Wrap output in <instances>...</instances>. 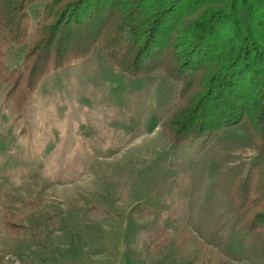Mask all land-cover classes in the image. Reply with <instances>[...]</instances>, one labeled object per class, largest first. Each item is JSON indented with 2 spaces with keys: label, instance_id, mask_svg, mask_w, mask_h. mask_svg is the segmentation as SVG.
Wrapping results in <instances>:
<instances>
[{
  "label": "rangeland",
  "instance_id": "rangeland-1",
  "mask_svg": "<svg viewBox=\"0 0 264 264\" xmlns=\"http://www.w3.org/2000/svg\"><path fill=\"white\" fill-rule=\"evenodd\" d=\"M27 45L6 51L10 67ZM163 67L129 77L96 45L48 72L20 114L0 78V264H264L229 193L264 167L254 131L242 120L172 144L179 83Z\"/></svg>",
  "mask_w": 264,
  "mask_h": 264
},
{
  "label": "trees",
  "instance_id": "trees-1",
  "mask_svg": "<svg viewBox=\"0 0 264 264\" xmlns=\"http://www.w3.org/2000/svg\"><path fill=\"white\" fill-rule=\"evenodd\" d=\"M36 3L43 5L32 22ZM25 42L19 65L10 67L6 51ZM96 45L129 77L164 66L179 83L166 115L172 144L245 120L257 153L264 151V0H0V78L11 82L4 96L18 114L48 72L88 57ZM192 87L198 91L180 105ZM245 174L229 193L264 255V167L252 163ZM12 227L7 232L17 233Z\"/></svg>",
  "mask_w": 264,
  "mask_h": 264
}]
</instances>
